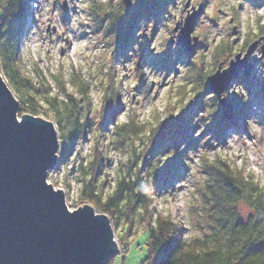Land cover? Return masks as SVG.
Wrapping results in <instances>:
<instances>
[{
	"label": "rangeland",
	"instance_id": "obj_1",
	"mask_svg": "<svg viewBox=\"0 0 264 264\" xmlns=\"http://www.w3.org/2000/svg\"><path fill=\"white\" fill-rule=\"evenodd\" d=\"M31 1L28 17L21 20L19 36L26 72L33 78L42 75L58 98L66 99L67 95L76 92L69 82L76 73L91 83L89 131L85 138H76L71 154L66 158L60 154L57 163V174L64 176L66 202L70 210L81 206V162L84 160L85 165L93 154L104 105L102 85L113 74L120 86L121 107L115 120L109 123L108 131L106 129L107 139L111 127L126 122L130 115L149 126L156 115L167 117L172 106H175L177 114L183 108L187 111L190 108L187 115L190 128L186 130L188 138L185 141L191 146L183 148L185 168L170 186L156 194L153 204L156 214L164 215L166 209L167 215L164 216L180 224L184 238L199 237L208 228V209L203 208L198 197L205 169H202V160L220 156L253 175L260 184L264 183V167L253 161L257 170H249L247 158L249 151L257 158L264 157V17L252 15L257 7L264 4V0H244L238 7H232L234 0L162 1L157 14L137 25L134 41L122 50H118L116 45L118 32L137 17L140 0H132L131 7H126L123 0ZM246 4L250 11H244ZM199 6L202 10L193 29V36L198 39L197 45L192 54H186L179 44L177 47L174 45L185 18ZM241 12L249 19L241 20ZM111 18H114L112 23ZM253 40H259L249 57V62L255 64L253 70L248 77L242 71L223 93L229 102L242 107L244 112L241 116L246 118L238 123L235 121L221 132L218 122L222 119L221 106L217 96L207 88L208 78L219 64H222V69L227 68L237 53L244 54ZM33 42L39 44L42 55H37L36 59H26V44ZM227 46L231 47L229 52H225ZM129 65L134 67L130 68ZM145 68L149 69L147 73L144 72ZM61 74L67 80L66 90H61L55 81L56 76ZM1 76L4 78L2 73ZM244 77L250 84L242 81ZM129 79L136 81L134 88L125 87ZM10 89L18 98L13 88ZM97 101L100 102L99 108ZM253 117L261 127V133L250 130L247 121ZM233 137H238L235 142L240 154L225 158V154L234 151L230 143ZM59 140L61 144L60 137ZM108 153L110 159L103 169L109 179L105 185L106 192H110L114 186L121 159L112 150ZM239 212L245 219L252 213L243 204ZM139 215L140 211H137L135 216ZM138 229L135 221L128 238L131 241L129 249L124 254L114 255L110 264H143L148 232L141 231L135 235ZM113 232L121 251L122 225L118 224Z\"/></svg>",
	"mask_w": 264,
	"mask_h": 264
},
{
	"label": "trees",
	"instance_id": "obj_2",
	"mask_svg": "<svg viewBox=\"0 0 264 264\" xmlns=\"http://www.w3.org/2000/svg\"><path fill=\"white\" fill-rule=\"evenodd\" d=\"M162 1L166 0H140L137 17L119 29L118 50L134 41L137 25L155 16ZM29 3L32 1L0 0V71L18 94L19 116H40L57 125L61 138L59 152L66 158L73 151V141L85 138L91 126V83L76 73L69 80L76 92L66 99L58 98L42 75L33 78L26 72L19 36L21 20L28 17ZM230 48L227 46L225 52ZM55 81L61 90L67 89L64 75L56 76ZM242 81L250 84L245 77ZM102 87L101 123L97 126L91 159L85 165L84 160L81 162L79 202L107 215L113 228L122 225L119 255L129 249L131 241L128 238L137 221L139 229L135 235L148 232L143 264H264V183L260 184L253 175L220 156L202 160V169H205L198 197L203 208L208 209V228L199 237L184 238L180 224L156 214L153 204L156 194L170 186L185 168L183 152L191 146L185 141L188 138L186 130L190 128L187 123L190 108L188 111L183 108L177 114L172 106L165 119L156 115L149 126L130 115L126 122L111 127L107 139L106 129L121 107V92L114 74L109 75ZM232 104L234 118L230 122L219 119L221 132L235 121L238 123L246 118L241 116L242 107L233 101ZM109 150L121 159L114 186L106 192L109 179L103 169L110 159ZM145 187L148 192L143 191ZM242 204L252 211L246 219L239 212ZM137 211H140L138 217L135 216ZM112 259L113 256L108 264Z\"/></svg>",
	"mask_w": 264,
	"mask_h": 264
},
{
	"label": "water",
	"instance_id": "obj_3",
	"mask_svg": "<svg viewBox=\"0 0 264 264\" xmlns=\"http://www.w3.org/2000/svg\"><path fill=\"white\" fill-rule=\"evenodd\" d=\"M123 3L131 7L132 0ZM201 10L187 15L180 27L177 41L186 54L197 45L193 29ZM258 43L237 53L227 68L219 64L208 78L226 122L234 118V106L223 93L242 71L250 75L255 64L249 57ZM18 112L19 101L0 72V264H108L119 254L109 217L87 204L68 212L64 194L44 182L59 161L54 122Z\"/></svg>",
	"mask_w": 264,
	"mask_h": 264
},
{
	"label": "clouds",
	"instance_id": "obj_4",
	"mask_svg": "<svg viewBox=\"0 0 264 264\" xmlns=\"http://www.w3.org/2000/svg\"><path fill=\"white\" fill-rule=\"evenodd\" d=\"M244 0H234L233 4H232V7H238V4L239 3H243ZM45 11H47V9H45ZM245 12L247 11H250L248 9V6L247 4L245 5ZM209 14H211V10H209ZM252 15L253 16H259V17H264V4L260 5L259 7H257L253 12H252ZM46 19V17H45ZM240 19L241 20H248L249 17L247 15L244 14V12H241L240 14ZM178 45V41L176 43V45H174V47H177ZM39 44L38 43H27L26 44V47L24 49V52H25V58H31V59H36L37 58V55H42V53H39ZM159 50V49H158ZM155 55V53H154ZM129 67H134V65H129ZM149 71L148 68H145L144 69V72L147 73ZM135 84H136V81L133 80V79H129L126 83H125V87L126 88H134L135 87ZM96 106L97 108L100 107V102L97 101L96 102ZM15 119L18 123V120H19V117L17 116V114H15ZM120 119H123V117H121ZM161 120L165 119V117H160ZM256 118L253 117L251 119H249L247 122L250 126V130L254 133H261V127H259L257 125V122H255ZM238 139V137H233V140L230 142L231 143V147L233 148V152L232 153H227L225 154V158H228L229 156L231 155H238L240 154V149L239 147L237 146L236 144V140ZM56 142H57V139H56ZM57 145H58V149L57 151L55 152V157L57 160H60L59 159V155H60V152H59V149H60V145L59 143L57 142ZM247 158H248V163H249V170H252V171H256V166L255 164H253V161H255L257 164H259L261 167H264V157H261V158H257L256 156H253L251 151H249L247 153ZM239 163L243 164V161H240ZM59 167H53L51 169H49L47 171V175L45 177V184L47 186H51L52 190L56 193H63L64 196H63V201H64V204L67 208V211L69 212V209H68V206H67V202H66V198H65V193L67 192V188L65 187V182H64V176L62 174H57V170H58ZM71 183V181H69ZM144 192H148L149 189L147 187H145L143 189ZM164 215H167V210L165 209L164 211Z\"/></svg>",
	"mask_w": 264,
	"mask_h": 264
},
{
	"label": "built area",
	"instance_id": "obj_5",
	"mask_svg": "<svg viewBox=\"0 0 264 264\" xmlns=\"http://www.w3.org/2000/svg\"><path fill=\"white\" fill-rule=\"evenodd\" d=\"M59 162V161H58ZM56 167H58L57 165H56ZM66 194V193H65Z\"/></svg>",
	"mask_w": 264,
	"mask_h": 264
}]
</instances>
